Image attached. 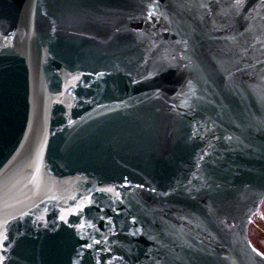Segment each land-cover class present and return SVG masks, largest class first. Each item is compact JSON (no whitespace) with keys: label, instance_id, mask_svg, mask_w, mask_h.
I'll return each instance as SVG.
<instances>
[{"label":"water","instance_id":"95a60500","mask_svg":"<svg viewBox=\"0 0 264 264\" xmlns=\"http://www.w3.org/2000/svg\"><path fill=\"white\" fill-rule=\"evenodd\" d=\"M234 3L0 0V223L18 217L8 264H73L77 236L98 238L76 227L97 209L66 214L67 224L60 210L88 190L99 199L96 187L121 192L120 216L106 210L117 233L133 218L142 229L109 234L126 264H252L264 14L259 0L240 15ZM6 33L15 47L5 50ZM124 177L131 187H119Z\"/></svg>","mask_w":264,"mask_h":264},{"label":"snow or ice","instance_id":"6c2138e0","mask_svg":"<svg viewBox=\"0 0 264 264\" xmlns=\"http://www.w3.org/2000/svg\"><path fill=\"white\" fill-rule=\"evenodd\" d=\"M259 6L264 7V0H259ZM231 7L236 15H240L241 13L246 11V0H235V3L232 4ZM147 16L149 19H151L152 12L149 11L147 13ZM248 16L249 18H251V13H249ZM14 40V36L6 33L4 35L3 49L6 50L8 48L15 47L14 43H10V41ZM186 55L187 51H185L184 55L180 56V59L183 60L184 56ZM185 67H188V65H185ZM96 76L102 79L105 76V72H96ZM74 79H79V77H74ZM132 83H139V81L134 79ZM87 102L91 103V101ZM100 107L108 109L109 111L117 110L116 108H112L111 106L105 104H100ZM75 123L76 122L74 120H68L69 125H73ZM216 138L220 139V137ZM225 139L231 141L232 137L227 136L225 137ZM119 187H131L130 183L127 180V177L123 178ZM137 187H140V185H137ZM152 191L154 192L155 189H152ZM95 194L99 195V199L94 197V194L91 190H88L87 194H81L79 202L75 204V207L73 209L60 210L61 214L59 215V220L67 224V220L65 219L66 214H76L79 216H83L85 208L97 209V215L94 217H88L87 224L85 222H79L76 227H78V229L80 230H83L87 227L95 231L98 238L85 235L77 236L79 246L73 250L75 255L73 264H102V262L103 264H126L125 255H116L114 253L112 245L108 244L109 234H111L112 236H118L122 234L126 236L136 237L138 235H142V229L139 226H136L137 221L135 218H133L129 221V231H122L121 233H117L113 219L110 215H106V210L107 212L115 214L117 217L120 216V212L117 211V208L114 205L123 204L121 192L114 187H96ZM112 196L116 198L114 201L111 198ZM190 198L195 199L196 197L193 195ZM52 199H56V197H52ZM71 199L75 202L77 200V197L73 196ZM105 199L107 200V203L102 206L101 201ZM37 207H39V205H37ZM44 211L46 212L47 209H45ZM208 212L209 214L212 213V209L210 206L208 207ZM30 213L31 209H29L28 211L21 210L20 215L27 217L30 215ZM17 219L18 217L13 215L11 221L5 218L3 223H0V229H3L2 231H0V264H8L10 260L11 240L9 239L7 229L11 222ZM40 219L43 220L44 218L40 217ZM95 220H99L101 222V225L98 226L96 223H94L93 221ZM134 226L135 229L131 230ZM200 243L203 244V241H200ZM251 253H253L254 255H249L248 258L252 262V264H258V262H260V264H264V252H260L255 248H251Z\"/></svg>","mask_w":264,"mask_h":264},{"label":"flooded vegetation","instance_id":"af4514ba","mask_svg":"<svg viewBox=\"0 0 264 264\" xmlns=\"http://www.w3.org/2000/svg\"><path fill=\"white\" fill-rule=\"evenodd\" d=\"M261 9L264 7H260ZM248 237L251 245L257 251L264 252V200L257 213L251 218L248 227Z\"/></svg>","mask_w":264,"mask_h":264},{"label":"rangeland","instance_id":"374dc122","mask_svg":"<svg viewBox=\"0 0 264 264\" xmlns=\"http://www.w3.org/2000/svg\"><path fill=\"white\" fill-rule=\"evenodd\" d=\"M264 200V199H263ZM263 202V201H262Z\"/></svg>","mask_w":264,"mask_h":264}]
</instances>
